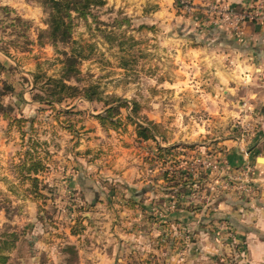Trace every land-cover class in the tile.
<instances>
[{
  "label": "rangeland",
  "instance_id": "1",
  "mask_svg": "<svg viewBox=\"0 0 264 264\" xmlns=\"http://www.w3.org/2000/svg\"><path fill=\"white\" fill-rule=\"evenodd\" d=\"M192 1L188 4L185 0H102V5L93 7L86 18L73 14V42L57 47L46 38L38 41L39 32L48 28V15L38 0H12L17 13L30 24L28 39L31 43L20 39L12 27L8 28L11 17L0 13L1 45L9 49L17 64L2 76L15 92L0 100L5 105H13L16 114L41 122L36 126L38 138L48 142L47 149L51 153L49 172L40 177L47 199L37 200L27 191L28 185L17 180V153L22 149L20 136L0 117L3 136L12 144V151L4 157L0 167L3 186L0 207L7 218L3 232L12 234L15 229L24 238L39 239L46 235L56 238L72 230H77V235L89 232V218H95L97 209L84 199L83 193L70 187L71 173L79 168L77 160L95 162L104 171L109 166L119 164L116 168L120 169L132 162L135 170L141 171L142 177L167 200L169 196L185 194L186 190L200 203H211L220 197L225 181L219 174L223 156L215 158L224 153L219 143L239 142L255 136L257 120H261L263 114L259 104L254 108L250 105V84L241 81L238 92L232 93L228 88L234 85L233 81L226 77L225 83H219L214 78L219 63L224 62L232 69L231 63L225 59L219 62L215 57V64L206 66L199 54L192 55L193 46L207 38L214 40V36H207L213 28L227 30L229 35L238 38L225 23L220 5ZM72 48L83 50L84 58L78 64L83 83L97 85L104 99L115 96L124 100L128 104V109L122 110L124 116L136 102L139 105L137 117L157 125L156 141L138 140L133 125H128L126 130L103 128L95 118L103 111L101 103L77 99L56 105L58 110L74 107L77 111L61 117L64 122L61 125L56 112L32 99L33 76L59 78L63 69L62 52H70ZM2 90L0 84V94ZM40 108L45 111L41 112ZM65 125L72 126L73 131L65 129ZM157 145L178 147L177 159L168 156L164 164L155 159ZM203 147L210 150L204 153ZM203 158L214 161L217 167L205 169L197 163ZM165 172L170 175L186 172L193 178L186 187L173 190L167 187ZM228 180L227 185H233L234 179ZM250 184L247 180L244 185ZM125 195L120 196L118 202L129 209V204H134L135 200ZM99 211L100 216L109 212L114 223L116 218V222L124 220L120 217L124 210L119 207ZM215 228L219 231L218 225ZM11 244L10 240L4 251L9 250ZM179 246L181 249L183 242ZM49 247L58 248L57 245Z\"/></svg>",
  "mask_w": 264,
  "mask_h": 264
},
{
  "label": "crops",
  "instance_id": "2",
  "mask_svg": "<svg viewBox=\"0 0 264 264\" xmlns=\"http://www.w3.org/2000/svg\"><path fill=\"white\" fill-rule=\"evenodd\" d=\"M255 1L195 0L201 5L214 2L226 9H242ZM0 4L17 9L12 0H0ZM213 29L207 36H214V40L207 38L200 47L193 46L192 55L199 54L206 66L215 64V57L219 62L225 59L231 63L232 69L218 62L214 78L219 83H225L226 77L233 81L228 88L232 93L238 92L241 81L250 84V105L254 108L259 104L263 114L257 120L255 136L219 143L224 153L215 158L223 156L219 174L225 181L220 197L211 203H200L186 190L167 200L142 177L141 171L135 170L132 162L120 169L116 168L119 164L109 166L104 171L95 162L77 160L79 168L71 173L70 187L83 193L84 199L97 209L95 218H89V232L72 235L65 231L52 239L47 235L42 239L24 238L15 229L7 234L3 232L7 218L0 207V243L9 236L12 241L9 250L1 251L0 264H264V25L246 24L238 38L227 30ZM0 61L7 68L17 65L12 55L1 51ZM11 147L10 140L3 136L0 119V167ZM202 150L206 153L210 148ZM231 178L234 183L228 186ZM247 180L250 185H244ZM123 194L136 204H129V209L123 207L118 202ZM113 206L124 210L120 216L124 220L116 222V218L114 223L109 212L100 216V209ZM55 245L58 248L49 247ZM1 256L6 260L2 261Z\"/></svg>",
  "mask_w": 264,
  "mask_h": 264
},
{
  "label": "trees",
  "instance_id": "3",
  "mask_svg": "<svg viewBox=\"0 0 264 264\" xmlns=\"http://www.w3.org/2000/svg\"><path fill=\"white\" fill-rule=\"evenodd\" d=\"M44 7L48 19L46 30H41L38 35V41H42L46 38L48 42L57 47L58 45H68L73 42V14H77L79 17L86 18L93 7L102 5V0H38ZM0 13L4 16L11 17L8 28H13L18 34L20 39H25L27 43H31L28 39V32L30 31V24L24 20L17 11L7 5L0 4ZM2 40H0V51L6 55L9 54V49L2 46ZM64 59L62 61L63 69L59 78L34 75V92L32 93V99L39 102L41 105L51 109L57 113L59 124L63 125L61 117L69 116L77 112L75 110H58L56 105H63L69 101H75L77 99H83L90 103L103 104V111L95 116L101 126L105 129L112 128L119 130L128 125L135 127L136 138L140 141H156L157 125L147 119L140 120L137 116L139 113V105L134 102L129 113L126 116L122 113L123 108L128 109V104L121 98L112 96L107 99L102 98L98 86L92 83H83L81 78V71L78 68V64L84 58L83 50L72 48L70 52H62ZM11 68H7L0 61V84L2 91L0 99L14 93V87L7 80H2L4 73L9 72ZM43 79V81H41ZM73 82V84H71ZM38 87V89H37ZM39 90V91H37ZM44 112V108L39 109ZM15 107L13 105H5L0 100V117L8 121L10 129H15L21 141V150L17 153L19 157V163L16 164L17 180L22 184H27V191L35 197V199H47L45 194V184L40 179L41 176H45L49 172V160L51 159V153L47 149L48 142L41 141L38 137L39 130L36 127L41 125V122L36 118H26L15 113ZM66 121V120H65ZM65 129L72 130V126L65 125ZM178 147H161L156 146L157 155L155 159L166 163L168 156L177 159ZM191 149V148H189ZM193 175L181 172L172 173L165 172L164 180L169 182L167 186L169 189H179L186 187L192 180ZM85 219H87L85 217ZM73 235H77V230H72ZM0 243V253L4 249L8 248L7 244L10 242V236ZM1 260L5 261L6 257L1 256Z\"/></svg>",
  "mask_w": 264,
  "mask_h": 264
},
{
  "label": "built area",
  "instance_id": "4",
  "mask_svg": "<svg viewBox=\"0 0 264 264\" xmlns=\"http://www.w3.org/2000/svg\"><path fill=\"white\" fill-rule=\"evenodd\" d=\"M185 2L190 4L193 1L185 0ZM212 7L215 6L212 5ZM220 12L223 14L225 23L229 24V27L238 36H241L243 34V28L246 24L255 23L258 25H264V0H256L252 4V6L242 9L223 8ZM197 163L202 165L205 169L212 170L217 167L214 161L205 158H203L202 160L198 159Z\"/></svg>",
  "mask_w": 264,
  "mask_h": 264
}]
</instances>
